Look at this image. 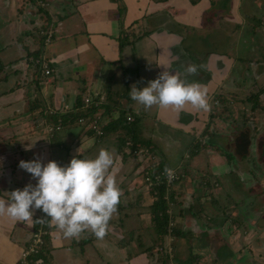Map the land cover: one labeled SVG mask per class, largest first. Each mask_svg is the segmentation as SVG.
I'll use <instances>...</instances> for the list:
<instances>
[{"label": "crops", "instance_id": "obj_1", "mask_svg": "<svg viewBox=\"0 0 264 264\" xmlns=\"http://www.w3.org/2000/svg\"><path fill=\"white\" fill-rule=\"evenodd\" d=\"M40 1L0 0V198L35 184L18 167L20 160L65 164L79 147L87 156L100 148L112 151L121 197L102 239L87 229L64 238L45 220L49 232L43 249L33 255L37 263L153 262V247L147 245L153 237V199L141 169L147 155L135 154L145 145L159 152L166 169L179 172L174 187L188 198L179 201L184 206L180 211L191 219L188 227L196 226L197 238L220 234L214 218L222 209L241 212L245 201L234 185L253 192L251 180L260 175L258 164L247 166L258 159L264 143V0ZM252 17L260 18L259 23ZM36 60L49 64L51 72L46 74ZM169 61L182 76L188 64L198 65L187 79L207 86L209 110L188 105L180 111L145 109L130 98L131 85L144 86L164 70L158 63ZM101 96L106 102L99 108L85 106L87 97ZM95 113H100L103 134L91 127ZM230 141L236 142L225 147ZM237 142L245 145L238 148ZM127 147L134 150L128 153ZM208 191L211 199L202 202ZM261 204L264 209L259 200L251 218H243L246 238L264 227ZM209 205L215 208L209 207L212 214L206 217ZM40 213L36 209L28 223L0 215V264H19ZM232 221L236 233L239 222ZM131 222L146 234L134 233ZM177 239L174 246L183 243Z\"/></svg>", "mask_w": 264, "mask_h": 264}, {"label": "clouds", "instance_id": "obj_2", "mask_svg": "<svg viewBox=\"0 0 264 264\" xmlns=\"http://www.w3.org/2000/svg\"><path fill=\"white\" fill-rule=\"evenodd\" d=\"M158 65L164 70L156 78L142 87L131 85L129 95L133 101L145 109L158 106L180 111L188 105L198 111L209 110L207 86L187 79L197 72L198 65L188 64L184 76L171 66V61ZM25 147L27 150L32 144ZM18 167L29 173L35 184L26 183L7 192V198H0V215L28 223L39 209L46 218L38 220H46L64 238H75L86 229L98 239L105 236L121 197L112 151L100 148L94 156H87L79 147L65 164L33 158L20 160Z\"/></svg>", "mask_w": 264, "mask_h": 264}, {"label": "rangeland", "instance_id": "obj_3", "mask_svg": "<svg viewBox=\"0 0 264 264\" xmlns=\"http://www.w3.org/2000/svg\"><path fill=\"white\" fill-rule=\"evenodd\" d=\"M38 2L39 4H41L40 0H38ZM252 21L258 24L260 21V18L255 19L254 17H252ZM93 115H94L93 117L101 121L100 113H95ZM51 126L52 125L50 123L47 127L48 132L51 130L50 129ZM99 128L101 129L102 126H99ZM234 142L236 141H233V142L230 141V143L227 142V146L225 147L231 148L230 147L231 143H234ZM131 143L132 142L129 141L128 144L130 145ZM236 144H239L238 148L241 147V145H245L243 142H239V143L237 142ZM225 147H223L225 150H229ZM142 148L144 149V155H147L146 158H144L145 160L143 161V166L141 167V169H143L144 171L142 180L145 182V185H146L145 187H147L146 189H148L151 195V198L153 199L152 202L154 203L156 199V196H155L156 189H154L155 185L151 186L148 183V181L145 180V175H146V171L149 168L151 169L153 165H159L158 162H161V156L159 152L152 147V145H145ZM126 149L128 153L134 150V148L131 149L129 147H127ZM243 151L246 152L245 146H244ZM239 152L243 153L242 150H240ZM135 154L139 155L137 153ZM257 157H258L257 160L254 158L255 161L253 162L250 161V164L247 166L252 169L256 167L254 163L258 164V170L260 171L259 172L260 175L251 180V185L256 186V190L251 192L249 190V187L247 186L245 188V187H242V185H239V187H238V184L234 185V187L237 189L236 190L237 195L240 194L241 197L245 199L244 202H241L240 208H242V211L239 212L237 210L236 213H233L232 211H224L222 209L218 217L214 218L216 223L221 226L222 232L220 234L216 233V235H213L211 238L210 237L209 238L207 237L197 238L198 236L196 235H199V233L196 235H195L196 232L194 233V229L196 226L195 227H192V225H190L189 227L187 226L189 225L191 219L186 217L187 214L183 215L185 212L182 213L180 211V208L184 210V206L182 204L181 206H179V203L184 200H188V198L187 197L184 198L183 195L180 194L174 187L176 184L174 182H179L180 181L179 179L174 180V182L172 180L168 181L169 186L167 185V187L169 188V192L165 193V198L168 199L169 205H170L168 212H169V215H171V219H170V223L168 227L170 226V229L176 228L181 233L184 232V234L181 237H179L177 234L176 236L173 234H168L165 237V244L161 245L159 244L157 224L154 220H152L153 228H150L149 232H150V235H152L153 237H148L147 239V242H148L147 245L150 248L153 247L152 249H150V255H152L151 261H153L151 262V264H177L181 262L185 263L187 259L190 260L192 257H193L192 262H189L186 264H264V227L262 225H259L261 229L259 230L260 233L255 234L252 238H246L245 237L246 228H245V222L243 220L244 216L251 218L252 216L251 211H253V213L255 212L256 208L254 205L256 204L257 201L260 200V203L264 202V143L260 144L259 155H257ZM183 158H185V155L183 156ZM138 160L139 162L141 161L140 159ZM138 160L133 158V161L138 162ZM175 162H176V159L171 160V164L173 166L176 165ZM155 170L157 169L153 168L151 171L153 172ZM250 178H252V176H250ZM240 182H241L240 180L237 181V183H240ZM252 193H254V195ZM172 194H173V197H172ZM196 194L200 195L199 192L197 191H196ZM210 197H211L210 191H208V193H204V195L201 196L202 202L209 201L211 199ZM237 198L240 199L239 196H237ZM195 199H196V203H198L199 202L198 199L197 198ZM250 203L253 205L252 206L249 205ZM209 207L215 208L214 206L209 205L206 210V213H208L206 217H210L212 214ZM262 207H263V204H261V209ZM150 211L152 212V207ZM260 212H261L260 213L261 215L259 216V220L262 222L264 219V209H262ZM181 215L187 218L186 221L182 218ZM225 217H227V219ZM152 218H153V214H152ZM233 218H235L237 223L239 222L238 227L240 229L238 228V230H236V233L234 232H235V229H237V225L235 222L232 221ZM188 219H190V221ZM257 221L258 220L255 219L254 221L255 225ZM226 222H228V225L225 224ZM147 223L151 224L149 220V216H148ZM130 224L133 225L134 233L136 231V233L146 234L143 230L139 229L140 226L138 224L136 225V224H133L132 222ZM257 224H259V222H257ZM194 225L196 224L194 223ZM231 225L233 227H231ZM235 225H236V228H235ZM188 231H192V233H188ZM186 233L192 234V237H191L192 239L190 237L189 238L186 237L185 236ZM226 234L232 235V237H227ZM176 238L183 239L182 240L183 243L179 245L177 244V246L176 245L174 246V241ZM179 246H181V248H179ZM192 254H198L199 256L196 257Z\"/></svg>", "mask_w": 264, "mask_h": 264}, {"label": "built area", "instance_id": "obj_4", "mask_svg": "<svg viewBox=\"0 0 264 264\" xmlns=\"http://www.w3.org/2000/svg\"><path fill=\"white\" fill-rule=\"evenodd\" d=\"M37 63H41V66L44 68V71L46 74H49L51 72V67L49 66V64H47L44 61H40V60H36ZM104 98V96L101 97V100ZM85 103L86 106H90V104H96L98 105L101 101L96 100L95 98L92 97H87L85 99ZM131 117H128V120H131ZM80 121H85L84 117H80ZM100 124H99V119H93L92 123H91V127L97 131L99 134H103V130L102 128H99ZM52 128V127H51ZM144 150H135V152L137 154H143ZM159 163V162H158ZM160 165V163H159ZM159 165H153L152 168L146 171V175H145V180L148 181V183L151 186H154L157 183H161V182H166V185H168V181L172 180L174 182V180L179 179L180 178V174L175 170V169H168L170 170V173H166L165 171L162 172V174H155L152 173V169L155 168L158 171V166ZM157 173V172H156ZM160 173V172H159ZM155 174V175H152ZM169 174L172 176L171 179L168 178ZM162 178V179H161ZM165 179V180H163ZM169 186V185H168ZM169 192V188L167 187V193ZM39 219L45 218L44 217V213H40L39 214ZM38 224H37V228H35L36 230L33 231L32 234V239L30 241V243L28 244L27 249L24 251L22 258L20 259L19 264H38L37 261L35 260V258L33 257L34 254H36L39 250L43 249V247L45 246V241H46V236L49 232V230L46 227V222L45 220H38Z\"/></svg>", "mask_w": 264, "mask_h": 264}, {"label": "trees", "instance_id": "obj_5", "mask_svg": "<svg viewBox=\"0 0 264 264\" xmlns=\"http://www.w3.org/2000/svg\"><path fill=\"white\" fill-rule=\"evenodd\" d=\"M101 97H99V99H96V100L101 101L98 104V106L96 104H90V106H87V108L88 109L99 108L100 105H102L103 103L106 102L105 97L102 100H101ZM81 117L85 118V117H87V114L85 113ZM158 168H159L158 171L155 170L152 173L161 175L162 172H164L166 170L165 166H163L161 164L158 166ZM155 174H152V175H155ZM163 180H165V179H163ZM154 189H156V194H155L156 199H155L154 203L152 204V214H153V219L157 224V229H158L159 236L161 237L162 244H165V237L168 234H173L175 236L177 234L179 236L181 234V232L179 230H177L176 228L170 229V226L168 227V225L170 223L171 215H169V212H168V209L170 207L169 201H168V199L165 198V193L167 192L166 182L164 181V182L155 184ZM172 197H173V194H172ZM170 230H171V232H170Z\"/></svg>", "mask_w": 264, "mask_h": 264}]
</instances>
